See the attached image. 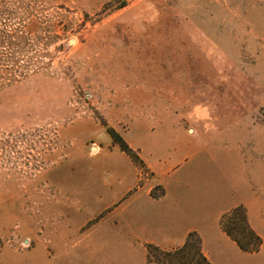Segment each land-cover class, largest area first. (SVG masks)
<instances>
[{"label": "rangeland", "instance_id": "1", "mask_svg": "<svg viewBox=\"0 0 264 264\" xmlns=\"http://www.w3.org/2000/svg\"><path fill=\"white\" fill-rule=\"evenodd\" d=\"M163 178L264 264V0H0V264H157Z\"/></svg>", "mask_w": 264, "mask_h": 264}, {"label": "crops", "instance_id": "2", "mask_svg": "<svg viewBox=\"0 0 264 264\" xmlns=\"http://www.w3.org/2000/svg\"><path fill=\"white\" fill-rule=\"evenodd\" d=\"M175 168L176 167H171L170 172L172 173L175 170ZM165 181H166L165 178H163L161 181L164 184L165 193L160 198L154 199L145 194H144L145 197H143L147 201V204L149 205L150 210L158 214L157 215L158 220L162 223V219H164V223L162 224L164 227H166L165 232L162 235H160L161 242H156V241H150V242H154L160 245H173L174 246V245H180L185 240L186 236L192 231H201L203 236L207 235L208 233L206 232V230L202 229L201 224L199 225L188 224V226L187 225L185 226V224L183 223V220L179 218L178 215H176V213L181 212V211H178L177 208H180V209L183 208V211H182L183 217L190 214L192 209L187 204L188 201H186L185 193H183L182 191L171 192L169 190V186H167V183ZM172 193H175V195L172 196ZM169 199H171L172 201H168ZM216 208L217 206L214 207L212 210L216 212L215 210ZM217 219H218V216H217ZM213 234H209V235L213 236Z\"/></svg>", "mask_w": 264, "mask_h": 264}, {"label": "trees", "instance_id": "3", "mask_svg": "<svg viewBox=\"0 0 264 264\" xmlns=\"http://www.w3.org/2000/svg\"><path fill=\"white\" fill-rule=\"evenodd\" d=\"M123 150L129 154L133 152L125 142L123 143ZM244 227L246 228L245 230H247V227ZM233 229L227 227L225 232L241 249L251 251L252 248H250L249 245H245L242 240L233 233ZM250 234L251 236H255L252 231H250ZM195 236V234H190L181 247L171 251H163L158 247H153L154 253H151L149 250L148 257L152 259V254H154L156 256L157 264H211L209 259L203 253L199 240H192Z\"/></svg>", "mask_w": 264, "mask_h": 264}]
</instances>
